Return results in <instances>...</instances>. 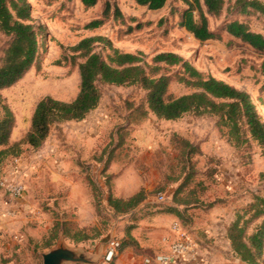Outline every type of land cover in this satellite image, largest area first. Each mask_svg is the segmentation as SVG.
<instances>
[{"label":"rangeland","instance_id":"rangeland-1","mask_svg":"<svg viewBox=\"0 0 264 264\" xmlns=\"http://www.w3.org/2000/svg\"><path fill=\"white\" fill-rule=\"evenodd\" d=\"M29 1L35 22L43 31L34 64L1 90L0 118L5 114L4 105L15 116L10 143L30 129L40 99L52 96L70 101L77 96L79 64L86 57L74 46L89 36L104 38L93 46L106 59L112 48H118L140 55L148 63L149 73L169 75L171 96L195 88L182 80L180 66L154 63L152 58L159 52L179 53L206 75L224 79L264 100V54L225 31L214 39L195 38L180 24L188 7L183 0H168L159 10H150L135 0H98L89 8L76 0ZM107 1L110 16L99 27L88 28L90 21L103 16ZM235 1L225 0L219 15H208L210 27L221 30L225 22L238 18L264 34V15L239 14L233 8ZM116 6L121 16L114 17ZM195 14L198 17V9ZM10 42L11 37L0 30V65ZM98 85L101 99L85 118L55 122L39 147L22 146L20 177L26 192L17 200L15 215H2L0 264H43L42 253L61 242L88 254H95L102 246L103 258L95 264H115L117 253L111 260L105 259L112 240L120 244L129 241L137 220L174 205L173 192L188 172L190 178L182 194L189 192L192 197L188 206L178 205L182 213L179 219L190 237H202L199 245L205 259L201 263L245 264L233 251L227 230L255 196L264 197L260 146L252 140L234 145L220 131L217 117L210 114L188 113L175 121L159 119L149 109L147 90L139 83ZM148 133L156 141L155 148L138 142ZM181 138L192 142L194 150ZM182 150L192 152L191 157L182 155ZM11 158L12 154L8 155L3 165ZM142 188L149 203L141 202L138 212V206L127 214H115L107 208L109 194H130ZM160 193L166 194L164 201H159ZM249 216L246 213L244 218ZM261 220L256 217L246 223L248 235ZM77 233L80 240L72 238Z\"/></svg>","mask_w":264,"mask_h":264},{"label":"trees","instance_id":"trees-1","mask_svg":"<svg viewBox=\"0 0 264 264\" xmlns=\"http://www.w3.org/2000/svg\"><path fill=\"white\" fill-rule=\"evenodd\" d=\"M135 1L148 9L156 10L164 7L168 0ZM183 1L188 7L182 12L180 24L192 32L198 40L214 39L218 37L219 32L225 31L264 54V34L252 30L247 22L236 18L225 22L221 30L210 27L208 15H219L224 9L225 0ZM82 3L89 8L95 6L98 0H82ZM233 8L243 15L255 12L264 15L263 0H236ZM196 9L199 12L198 17L195 14ZM110 10L111 4L107 1L103 16L90 21L87 27L93 29L102 25L110 16ZM121 15V10L116 6L114 17ZM0 30L11 37L3 63L0 65V103H2L1 90L15 83L34 64L43 30L42 26L35 22L32 4L29 0H0ZM102 39L104 38L101 36H89L81 39L74 46L76 50L83 51L86 57L79 64L81 83L77 96L70 101L52 96L40 99L34 109L30 129L20 140L13 143H10V138L15 126V116L7 106H3L5 114L0 118L1 175L5 166L3 162L8 155L12 154V158L21 155L23 145L39 147L48 137L55 122L81 120L95 109L101 99L99 82L117 85L141 84L147 90L149 109L160 119H178L188 113L216 116L220 131L227 135L234 145L239 146L252 140L260 146L264 155V116L249 92L224 79L206 75L188 58L179 53L159 52L153 56L152 61L168 66H180L184 74L182 80L195 88L191 92L171 96L168 93L169 75L155 76L149 73L148 63L140 55L123 52L118 48H112L108 58H104L101 53L94 51L93 46L96 41ZM261 69L264 74V60L261 63ZM256 98L264 107V100L261 96H256ZM181 140L194 150L192 142L186 138H181ZM184 153L186 157L192 155V152L182 150V155ZM188 173L185 180L180 182L173 192L174 205L166 209L178 217L182 215L178 205L188 206L191 202L192 196L189 192L182 194L190 178ZM262 175L264 176V173ZM145 198L143 188L129 197L109 194L107 208L115 214H127L132 212ZM246 213L250 214L247 219L244 218ZM256 217H262V220L248 235L246 223ZM80 233L72 238L80 240L77 238ZM83 237L85 239L86 235ZM227 237L233 251L245 264H262L264 254L263 196H255L254 200L244 208V214H237L235 220L229 225ZM129 239L120 244L118 249L122 251L132 243V239Z\"/></svg>","mask_w":264,"mask_h":264},{"label":"crops","instance_id":"crops-1","mask_svg":"<svg viewBox=\"0 0 264 264\" xmlns=\"http://www.w3.org/2000/svg\"><path fill=\"white\" fill-rule=\"evenodd\" d=\"M76 2L84 6V4L82 3V0H76ZM156 10H159V9H156ZM162 120L163 121H175L177 119H162ZM138 142L142 144L143 147H146V146H152V148L156 147V141L154 140V137L150 133L147 134L146 139L139 138ZM157 146H158V143H157ZM12 159L9 163H7L4 166L3 172L7 168H9V166L11 165ZM134 193L135 192L130 193V194H124V195L116 193V196L129 197L133 195ZM18 202L19 201L15 200L12 203H8V202L6 203L5 201L0 200V221H2L3 214H7V215L10 214L9 212L11 209H15V211L17 212L18 207L16 204ZM143 203L147 205L149 202L146 199L143 201ZM142 204L137 207V210L135 209L136 212L139 211V209L142 207ZM135 210L133 212H135ZM176 221L181 222V220L175 213L169 212L166 210L159 211V212L152 211V212L146 213L145 216H143L140 220H137L135 227L132 229L130 233V237H128L132 239V243L127 245L120 254L117 252L118 257L115 261V264H152V263H147L146 259L155 258L157 255L163 254V253L169 254L170 252L169 245H168V242L164 240V238L170 235L171 225L172 223ZM197 235L198 234L191 236V239L194 245V250H192V252H190L187 255V257L184 258V260L178 261L176 264H205V263H201V261L205 259L202 256V253L203 255L205 254L203 252L204 250L201 248V245H199L200 241H202V237H198ZM113 241L114 240H112V242ZM111 244L107 247V251L105 253V259H106V255L108 251L112 247Z\"/></svg>","mask_w":264,"mask_h":264},{"label":"built area","instance_id":"built-area-1","mask_svg":"<svg viewBox=\"0 0 264 264\" xmlns=\"http://www.w3.org/2000/svg\"><path fill=\"white\" fill-rule=\"evenodd\" d=\"M24 166V157L22 155L16 156L12 159L11 165L0 176V200L6 203H12L24 197L26 192V184L21 179V169ZM159 201L166 199V194L160 193L158 195ZM10 215H15V209L10 210ZM164 240L168 242L169 254H159L155 258H147V263L152 264H176L178 261L184 260L187 255L194 250L192 239L179 221L172 223L171 233L165 237ZM112 247L106 255V260H111L117 253L120 245L119 241H113ZM154 262V263H153Z\"/></svg>","mask_w":264,"mask_h":264},{"label":"water","instance_id":"water-1","mask_svg":"<svg viewBox=\"0 0 264 264\" xmlns=\"http://www.w3.org/2000/svg\"><path fill=\"white\" fill-rule=\"evenodd\" d=\"M103 255L102 246L99 247L95 254H88L83 250L70 247L64 242L42 253L43 264H95L101 261Z\"/></svg>","mask_w":264,"mask_h":264},{"label":"bare ground","instance_id":"bare-ground-1","mask_svg":"<svg viewBox=\"0 0 264 264\" xmlns=\"http://www.w3.org/2000/svg\"><path fill=\"white\" fill-rule=\"evenodd\" d=\"M254 101H255L257 104L259 103L256 97L254 98ZM262 109H264V107L261 106V105H259V110H260L261 113H263Z\"/></svg>","mask_w":264,"mask_h":264}]
</instances>
